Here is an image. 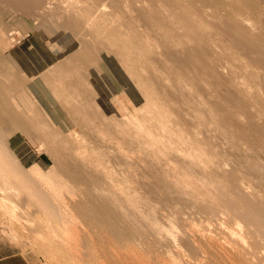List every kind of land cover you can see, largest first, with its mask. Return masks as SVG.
Returning a JSON list of instances; mask_svg holds the SVG:
<instances>
[{
  "label": "bare ground",
  "instance_id": "6f19581e",
  "mask_svg": "<svg viewBox=\"0 0 264 264\" xmlns=\"http://www.w3.org/2000/svg\"><path fill=\"white\" fill-rule=\"evenodd\" d=\"M56 2L0 0V5L44 15L54 10ZM86 4L95 10L88 24L96 17L111 21L107 27L115 39L122 38L118 39L122 54L138 51L139 59L159 79L171 74L177 78L172 83L179 106L189 104L186 110L191 112L194 104L199 120L193 118L197 124L188 134L160 125L154 132L140 119L129 120L135 144L109 138L116 151L113 161L96 157L91 165L79 166L78 159L85 156L73 152L60 174L72 180L82 176L77 180L83 189L74 192L72 184L69 188L49 177L31 180L42 173L25 172L31 175L27 176L2 146L0 134V212L6 221L16 228L15 234L21 227L27 231L21 235L37 246L34 251L31 247L35 256L58 261L78 255L60 264H264V0H88ZM121 18L125 22L116 26ZM120 30L125 33L120 35ZM219 52L223 71H228L225 77L239 95L235 100L239 114L223 109L229 127L219 135L230 152H222L223 158L215 156L207 143L216 123L207 104L195 95L190 103L189 95L180 99L187 84L181 85L183 77L176 75L179 66H190L198 56H203L201 63H209ZM148 96L162 101L155 93ZM143 244L158 251L152 253L155 257L146 256Z\"/></svg>",
  "mask_w": 264,
  "mask_h": 264
},
{
  "label": "rangeland",
  "instance_id": "374dc122",
  "mask_svg": "<svg viewBox=\"0 0 264 264\" xmlns=\"http://www.w3.org/2000/svg\"><path fill=\"white\" fill-rule=\"evenodd\" d=\"M56 1L57 2L55 3L53 10L54 12L51 11L50 14L45 13L46 15L36 14L37 12L33 10L18 11L15 7H10L7 4H5V6L4 3H1L0 5V134L2 139V146L5 147L10 154H12V156L16 159L19 168H21L24 173L26 172L31 174L32 172V174H34V171H38L43 174L36 175L37 173H35L34 175H32L35 178L31 177V180H33L34 182L39 181V177H37L39 175H41L42 177L45 176V178L49 177L51 178V180H56L60 183L64 182L65 185L67 183V187L71 186L72 184V188L74 187L72 191L74 192L82 187L81 185H78L80 180H77L78 177L80 178L82 176L78 175L76 176L77 178L73 177L74 179L72 180L71 177H69L71 178L69 179L65 177V175L63 176V168L61 169V167L65 168L64 164L66 165L69 160L67 156H71L73 152L75 155L77 151V155L85 156V158L81 156L80 159H78L77 163L79 166H84V163L86 165L90 164L89 161H95L96 157L100 158L101 161H113L116 160V157L114 156L116 153H114V144L112 143L113 147L110 145L112 141L108 142L109 138L113 139L116 137L115 140L117 138L119 140L122 137L120 139L123 140L122 142L127 144H135L132 134L133 128L128 126L129 120L135 118L140 119L144 121V126L146 128L151 129V131L154 132L158 130L157 128L163 126L171 130H174L175 128L179 129L180 131L183 130L182 132L188 134L190 132L189 130L195 127V125L197 124L196 122L199 119L196 118V113L198 112L196 111L195 113L194 104H192L191 106L192 109L190 107V109L194 111L192 114V111L190 112V110L187 109L188 112H190L188 113L186 110V106H189V104H185L186 106H182L185 109L179 106L180 103L178 96H174V86L176 85L174 84L176 83L174 82V80L177 81V78H174L175 76L173 77V75L171 74V76L174 78L173 81L172 77L170 78L168 76H163L162 78L164 79H161V77L159 79L158 76H156L157 74L155 73L154 75L152 73L153 71L147 67L145 62L141 60V58L139 59L140 54H138V51H131L129 53L128 51H126L124 54H122L123 52L120 51V47L122 45L120 40L122 38L117 37L115 39V37L113 36L114 34L111 32L112 28L107 27L111 25V21H109L108 18L104 19L103 21V19L96 17L93 23L90 20L91 23L88 24L89 18L94 16L93 14L95 12V10L93 9L94 7L92 5L86 4L88 0H73L74 2L72 0ZM81 2L84 3V5ZM107 6L109 8V4ZM73 7H76L77 9H74ZM85 7H87V9ZM79 8L81 9V12ZM15 10L18 12H16ZM86 18H88V21H86ZM105 20H107L108 22ZM121 22H125V19L121 18L120 20L115 21L116 26ZM102 25L103 27H101ZM96 27L97 29H100L99 34L98 31L96 32ZM27 28H29L30 30L37 29V31L46 35L51 33L50 35L46 36L49 42H56L58 45L63 47V50H67L69 48V45L64 41L62 37L63 34H65L66 37H70L75 40L76 45L78 47L77 51L75 53H72L65 62L63 61L58 64L57 68L55 66L51 68V70L55 69V72H58L54 73V76L50 78L54 79V83H57V86L60 85L61 89L65 91L68 89H72L74 93L85 90L83 88L84 78L82 75L80 77V73L79 71H76L75 66H77L76 64H95V66H100V71L98 72V79L100 80L99 82L104 81V79L107 80L106 73L111 72V76H115L116 81L119 80L117 82L120 83L121 89L127 92L126 94L129 97L130 105L124 104L122 100L123 98L121 96H119L121 97L120 99L118 97L115 98L118 107L110 111L106 109L103 110L102 107L100 108L99 106L93 104L90 101L89 103H84V101L82 102L83 99L81 101L77 100L78 102L70 100L71 108L73 107L75 109L74 110L69 108L68 110H66V112H68L69 114L72 113V122L69 127L71 129L61 131L56 128L54 129L50 125H48L44 121V118L37 112H19L13 106L12 102L13 99L22 96L21 94L24 92V90L21 89L23 87V82L20 77H18V75L16 74V72L19 74V69L14 66L13 62L9 58L8 51L13 47L22 46L24 42L27 41V38H30L25 37L28 31H25L23 33L21 31L22 29L24 30ZM101 28L104 32L101 30ZM59 32L62 34H58ZM119 33L120 35H123L125 32L123 30H120ZM30 34V36H33V33L30 32ZM43 34H40V36H42L41 38L44 42L45 37L43 36L45 35ZM49 42L47 44H53L52 42ZM48 46L50 47V45ZM50 48L57 49L54 46H51ZM42 50L44 49L42 48ZM161 52L162 51H159V57L161 54L162 58L163 54L165 53ZM60 53H62V51H60ZM34 54H36V59L40 58L38 57V53L33 52L32 56ZM82 55L84 56L83 60H79ZM201 57L198 56V60L193 59L190 66H179L177 69V65L175 66L174 63H172L171 66H173V68L178 71V73L176 71L177 76L183 77L185 81L187 80V83L183 81V79L181 80L182 82H180L181 85H183L184 83L187 84V86L185 84L183 86H186L188 88L187 89L186 87H184L186 90H188V94L186 90L184 91V96H187H180V99L184 100V98H187L189 95V97L186 99L187 102H189L190 98L195 95L194 99H199L201 97V104H207L206 107H204L208 109L211 115H213L214 120L212 121H216V123H214V127L217 128L216 130L213 127L216 130L215 131L211 127L213 125V122L212 125L210 124V130L214 132H211L213 135H211V133L209 134V142L207 141V143L208 145L210 144L209 147L211 148V150L214 151L215 156H217L218 158H223V153H225L226 155L230 154L229 145H227V143L223 141V139L222 144L219 135L220 132H222L220 130L229 127V125H227L228 123L225 121L226 119H224L223 114L225 112H223V109H228L230 114L237 112L236 106L238 104V101L235 100L239 98L237 97L239 95L234 94L232 92L233 87L231 88V86L235 84L233 83L231 85L228 83V71H223V53L219 52L215 54V59L212 60L213 62L211 60L208 61L209 63H204L203 61L201 63ZM140 60L142 61L141 66H139V64L141 63ZM130 64L132 65L130 66ZM145 66L146 68H144ZM46 71L48 72L49 69ZM203 71L205 73H203ZM225 75L227 78L225 77ZM43 76L46 75L43 74ZM184 76H188L190 79H186L184 78ZM51 84L52 83H48L50 87ZM170 87L172 88V90H170ZM17 90L19 91L16 92ZM123 90H121L120 92H124ZM154 93L157 95L156 98L160 97L159 100L162 101L155 102L151 100L153 99V97H151L150 99L148 98L149 94L153 95ZM57 94H60L59 96H61L62 91H57L56 95ZM64 96H66V94H64ZM79 96L81 97V95H78V97ZM194 113L195 117H192ZM215 113L218 115H216ZM186 115L189 116L186 117ZM199 117H201V115ZM193 118H196L197 121ZM240 118H243V116H240ZM240 122L243 123H241L242 125L247 124L245 119ZM99 130H102V134L97 133ZM128 132L130 133V135ZM103 134H107L108 136L105 135L104 137ZM18 136H20V143L18 141ZM130 138L133 140L132 142ZM22 144H25L27 148L30 147L31 153ZM12 145L14 147H12ZM222 147L224 149L221 150ZM31 154L33 156H31ZM29 158H33V160H31V164L26 165L22 163H28ZM229 169L230 166H228L226 170ZM60 172L62 174H60ZM26 175L29 176V174ZM58 177H61L60 180ZM81 189H83V187ZM0 215L2 216H0V257L16 256L18 254L17 256H22L26 258V262L28 264H58L59 262L63 260H69L70 258L72 259H70L71 261L77 259V254H73L74 257H71L70 255H68V257H60L61 259H58L59 262L53 261V259L52 261H49V259L41 255L35 256L32 252V248L34 251L37 246L33 243L32 239L23 236L25 233H27V231H25L20 225L19 227H21V231L19 232L18 230L19 234H15L16 228L10 226L9 222H7L8 220L6 221V218L1 212ZM143 246L144 247H142V251H147L146 256L155 257L154 255H156L158 251L156 252L155 248H152L153 246L150 245L149 247H147L145 246V244H143ZM146 248L150 249L146 250ZM23 254H27L28 256H24ZM100 263L105 264V261ZM78 264L83 263L78 262Z\"/></svg>",
  "mask_w": 264,
  "mask_h": 264
},
{
  "label": "crops",
  "instance_id": "0c3cea01",
  "mask_svg": "<svg viewBox=\"0 0 264 264\" xmlns=\"http://www.w3.org/2000/svg\"><path fill=\"white\" fill-rule=\"evenodd\" d=\"M29 28L24 30L22 29L21 31L22 33L28 31L25 37L30 38H27V41L24 42L22 46L13 47L8 51L9 58L13 62L14 66L19 69V74L16 71L15 72L23 82V87L21 89L24 90V92L21 94L22 96L13 99V102L11 100L13 106L19 112H37L44 118V121L48 125H50L54 129L56 128L61 131L71 129L69 127L72 122V113L69 114L68 112H66V110H68L69 108L74 109L73 107L71 108V101L78 102L83 99L82 102L84 101V103H89L90 101L100 108L102 107L103 110L106 109L108 111L116 109L118 107L117 101L115 99L117 97L119 99L122 97L123 103L130 105L129 97L126 94L127 92L121 89L120 83L117 82L119 80L116 81V77L111 76V72L106 73L107 80L104 79V81L99 82V65L95 66V64H76V71H79L80 77L82 75L84 78L83 88L85 90L74 93L72 89H68L65 91L60 88V85L57 86V83H54V79H51L50 77H53L54 73H57L58 71L55 72V69L51 70V68L53 66L57 68L58 64L63 61L65 62L72 53H75L77 51L78 47L76 45V42L75 40H73V38L66 37L65 34H63L62 37L64 41L69 45V48L67 50H63V47L58 45L56 42L54 43L50 41L53 44L49 42L46 36L50 35L51 33L46 35L37 31V29L30 30ZM30 32L33 33V36H30ZM40 34L45 35L43 36L45 37L44 42ZM58 34L61 35L62 33L59 32ZM48 42L50 44H47ZM48 45H50V47L54 46L57 49H51ZM42 48L44 50H42ZM32 51L34 53H38V57L40 58L36 59V54L32 56ZM60 51H62V53H60ZM83 58L84 56L82 55L79 60H83ZM48 69L49 71L47 72L46 70ZM43 74H45L46 76H43ZM48 83H52L51 87L48 85ZM121 90H123L124 92H120ZM18 91L19 90H17L16 92ZM57 91H62L61 96H59L60 94L56 95ZM64 94H66V96H64ZM78 95H81V97H78ZM18 141L20 143V136H18ZM22 145L25 146V144ZM12 147L14 146L12 145ZM27 149L31 153L30 147ZM31 156L33 155L31 154ZM31 160H33V158H29L28 163H22L28 165L32 163ZM17 255L0 257V264H28L26 262V258ZM23 255L28 256L27 254Z\"/></svg>",
  "mask_w": 264,
  "mask_h": 264
}]
</instances>
